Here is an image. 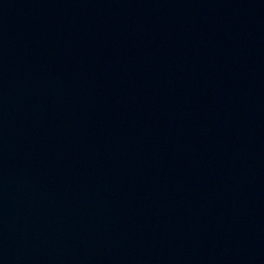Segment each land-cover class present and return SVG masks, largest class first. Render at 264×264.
<instances>
[{
  "label": "water",
  "instance_id": "obj_1",
  "mask_svg": "<svg viewBox=\"0 0 264 264\" xmlns=\"http://www.w3.org/2000/svg\"><path fill=\"white\" fill-rule=\"evenodd\" d=\"M0 264H264V0H0Z\"/></svg>",
  "mask_w": 264,
  "mask_h": 264
}]
</instances>
